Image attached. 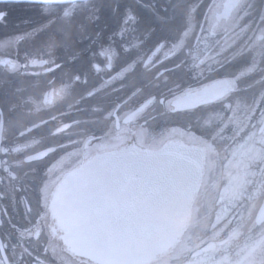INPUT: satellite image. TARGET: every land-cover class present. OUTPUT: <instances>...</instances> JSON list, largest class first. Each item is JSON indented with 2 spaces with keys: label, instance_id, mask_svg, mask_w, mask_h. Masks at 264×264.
<instances>
[{
  "label": "flooded vegetation",
  "instance_id": "1",
  "mask_svg": "<svg viewBox=\"0 0 264 264\" xmlns=\"http://www.w3.org/2000/svg\"><path fill=\"white\" fill-rule=\"evenodd\" d=\"M0 10V264L1 245L8 264H93L60 242L59 183L100 155L170 144L202 154L171 264H264V0ZM150 94L163 107L138 103Z\"/></svg>",
  "mask_w": 264,
  "mask_h": 264
},
{
  "label": "water",
  "instance_id": "2",
  "mask_svg": "<svg viewBox=\"0 0 264 264\" xmlns=\"http://www.w3.org/2000/svg\"><path fill=\"white\" fill-rule=\"evenodd\" d=\"M87 0H33L74 4ZM0 3H14L0 0ZM202 154L181 145L124 148L62 179L49 204L60 242L93 264H149L183 234L198 189ZM264 219V200L257 214ZM1 254L8 264L1 245Z\"/></svg>",
  "mask_w": 264,
  "mask_h": 264
},
{
  "label": "snow or ice",
  "instance_id": "3",
  "mask_svg": "<svg viewBox=\"0 0 264 264\" xmlns=\"http://www.w3.org/2000/svg\"><path fill=\"white\" fill-rule=\"evenodd\" d=\"M14 3H32L33 0H13ZM8 11L7 10H0V23H6L8 18ZM52 36H56V38H59L57 34L53 33ZM54 43V40L51 41ZM163 47V44L160 46ZM183 50V49H181ZM179 53L176 55L178 56ZM249 73H251V69L248 70ZM166 97H156L154 94H150L149 96L145 97L143 100L138 101V103L155 106L156 104H159L160 107H163L164 103L166 102ZM143 101V102H141Z\"/></svg>",
  "mask_w": 264,
  "mask_h": 264
},
{
  "label": "rangeland",
  "instance_id": "4",
  "mask_svg": "<svg viewBox=\"0 0 264 264\" xmlns=\"http://www.w3.org/2000/svg\"><path fill=\"white\" fill-rule=\"evenodd\" d=\"M184 245H185V241H183L181 244H179V246L173 248L170 252L159 256V258L156 257V259L151 261L149 264H171V262L176 259V257H175L176 254L172 253V251L176 248H185Z\"/></svg>",
  "mask_w": 264,
  "mask_h": 264
},
{
  "label": "clouds",
  "instance_id": "5",
  "mask_svg": "<svg viewBox=\"0 0 264 264\" xmlns=\"http://www.w3.org/2000/svg\"><path fill=\"white\" fill-rule=\"evenodd\" d=\"M189 219H190V217H189Z\"/></svg>",
  "mask_w": 264,
  "mask_h": 264
}]
</instances>
